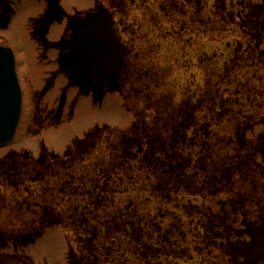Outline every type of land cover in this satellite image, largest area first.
Here are the masks:
<instances>
[{
  "label": "rangeland",
  "instance_id": "1",
  "mask_svg": "<svg viewBox=\"0 0 264 264\" xmlns=\"http://www.w3.org/2000/svg\"><path fill=\"white\" fill-rule=\"evenodd\" d=\"M1 45L0 264H264V0H0Z\"/></svg>",
  "mask_w": 264,
  "mask_h": 264
},
{
  "label": "water",
  "instance_id": "2",
  "mask_svg": "<svg viewBox=\"0 0 264 264\" xmlns=\"http://www.w3.org/2000/svg\"><path fill=\"white\" fill-rule=\"evenodd\" d=\"M23 110V92L17 73L15 51L0 46V146L16 136Z\"/></svg>",
  "mask_w": 264,
  "mask_h": 264
},
{
  "label": "flooded vegetation",
  "instance_id": "3",
  "mask_svg": "<svg viewBox=\"0 0 264 264\" xmlns=\"http://www.w3.org/2000/svg\"><path fill=\"white\" fill-rule=\"evenodd\" d=\"M17 65H18V61H17ZM22 84V83H21ZM23 96H24V90H23ZM23 112H24V107H23Z\"/></svg>",
  "mask_w": 264,
  "mask_h": 264
}]
</instances>
